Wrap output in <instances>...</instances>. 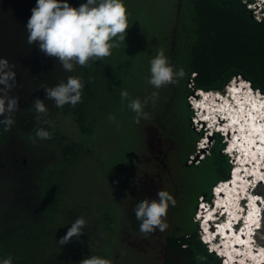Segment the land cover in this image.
Masks as SVG:
<instances>
[{"label": "trees", "instance_id": "16d2710c", "mask_svg": "<svg viewBox=\"0 0 264 264\" xmlns=\"http://www.w3.org/2000/svg\"><path fill=\"white\" fill-rule=\"evenodd\" d=\"M61 1L74 8L87 2V0ZM175 1L177 11L173 17L172 36L168 41L174 40L176 47L174 52L169 47L164 51L169 60H173V66L177 70L180 68L184 70V76L175 83L156 89L150 84L138 83L133 79L135 74H130L132 71L135 72L131 66L133 57L128 56L129 50L133 48L130 46L132 38L130 28L134 20L130 25L132 18L130 14L125 42L120 43L119 48L112 49L109 57L92 62L88 67L74 66L73 72L65 71L58 64L54 73L57 71L60 73L54 74L50 82L45 79L42 81L39 78L40 71L32 70L33 88L27 91L29 99L32 100L35 99V93L43 98L46 96V87L55 86L56 84H52L61 80L66 81L68 76L80 77L85 86L80 103L75 107L65 105L59 111H47L39 124L34 108L17 112L8 131L0 124V146L10 143L12 137L17 135L19 139L29 143L30 150L39 148L47 150L50 147L55 150L52 153H56L57 156L56 162H51L50 155L29 173H11L12 175L4 176V180L0 178L1 192L9 189L10 184L7 182L9 178L20 179L21 184L18 185L20 189L37 192L36 206L39 207L37 213H33L31 208L16 205L14 200L10 205L0 207V262L11 256L13 264H73L75 260L79 262L84 259L86 251L89 256L94 255L92 251H88L90 248L88 239L85 240L82 235L74 237L63 246L58 243L67 233L68 225L65 220L79 214L81 208L85 211L73 191L75 183H72V180L78 172L75 168L87 158L92 159L99 151L97 145L93 143L98 140L99 145L102 144L97 136L101 138L102 127L107 129L104 117L112 114L115 101L117 100L119 115L121 111L129 108L126 103L131 101L134 94L140 95L138 92L141 91L138 89L140 86L149 89V93L140 95L143 97L142 101L145 100V96L150 97L154 91L159 93L154 102L148 100L144 112L148 110L147 107L157 108L161 101L163 104L166 91L175 95L176 117L173 121L177 122L183 151L178 164L180 170L194 168L196 173L190 178L193 182L187 191L188 199L184 201L186 207L178 213L183 215L182 229L167 237L169 256L166 257L164 264H179L173 260L172 255L180 256L187 264H222L220 258L210 253L202 243L199 226L193 218L199 197L211 200L212 187L218 181L230 178L231 164L228 156L222 151L224 145L219 135L214 138L209 155L197 164H187L190 156L196 152V142L201 137V134L192 127L193 111L188 97L194 89H224L226 84L237 76L247 79L264 93V18L256 19L245 0ZM36 3L37 0H0V48L4 46L8 50L6 55H0V59H9L7 60L9 64L16 61L12 60L11 54H14L18 61L22 60V56L31 59L33 54L44 55L38 44L27 43L26 25ZM129 7L128 4V13ZM8 55L9 57H6ZM46 67L47 65L40 70L46 71ZM122 90L129 93L128 99L123 102L120 95ZM164 102L166 104V101ZM127 112L125 110V113ZM59 116H68L71 119L81 140H73L67 134L57 119ZM43 120L50 123L45 124ZM37 127L49 131L52 138L47 140L36 138L34 129ZM118 152L120 151L117 150V155H123V152ZM132 156L130 159L126 155L123 159L130 162L129 165H134L136 158ZM104 159H110L109 151ZM17 162L23 166L30 162V158L17 157ZM104 165L103 162H99L101 169ZM9 169L14 170V165ZM32 174H37V177L29 176ZM77 206H81L79 211L76 210ZM113 209L116 219L110 217L112 212L110 209L99 212L104 227L110 231L120 225L119 208L115 206ZM135 221L137 220L132 221L131 227L136 229ZM90 222L86 221L87 224ZM103 252L102 258L113 260L111 254ZM118 257L120 254L117 252Z\"/></svg>", "mask_w": 264, "mask_h": 264}, {"label": "clouds", "instance_id": "9594fccd", "mask_svg": "<svg viewBox=\"0 0 264 264\" xmlns=\"http://www.w3.org/2000/svg\"><path fill=\"white\" fill-rule=\"evenodd\" d=\"M245 1L256 19L264 18V0ZM31 11L26 25L27 43L38 44L43 54L55 58L67 72H73L74 66L88 67L92 62L109 57L112 49L125 42L129 29V13L123 0H87L78 8L61 0H37ZM183 76V68L177 70L164 50L158 49L150 60L147 83L160 89ZM84 86L80 77L68 76L66 81L46 87L45 98L54 102L56 108L75 107L82 100ZM15 87L16 73L7 60L0 59V124L4 125L5 131L10 130L13 114L19 111L20 97L10 94ZM120 95L122 102L129 97L126 90ZM158 95L154 91L143 103L139 98L129 102L128 107L135 113V123H140L141 118H149L144 106L149 99L154 102ZM188 102L193 111L192 127L201 134L196 156L202 155L200 158L204 159L209 155L214 138L219 135L224 145L222 151L231 164L230 178L220 180L212 187V199L201 197L198 202L193 219L199 226L200 239L222 264H264V130L260 125L264 93L247 79L237 76L224 89H194ZM32 107L39 124L48 111L45 101L37 98ZM234 108L237 111L244 109L240 111L242 122ZM108 119L115 122L113 115ZM43 123L50 122L43 120ZM34 132L40 140L52 138V134L42 127H37ZM236 170L238 175H234ZM170 202L175 204L172 196L159 191L157 198L141 200L135 206L134 213L142 234L148 235L157 228L163 231L167 227L163 218L167 216ZM85 224L83 217H77L58 243L63 246L81 236ZM0 264H13V258L8 256ZM80 264L112 262L91 255Z\"/></svg>", "mask_w": 264, "mask_h": 264}, {"label": "rangeland", "instance_id": "374dc122", "mask_svg": "<svg viewBox=\"0 0 264 264\" xmlns=\"http://www.w3.org/2000/svg\"><path fill=\"white\" fill-rule=\"evenodd\" d=\"M123 2H126L124 3L126 8L128 4L130 6L129 14L132 16L130 25L134 20V24L130 28V33H132L130 46L132 45L133 48L129 50L128 56L133 57L131 66L135 72L132 71L130 74H135L133 79L138 83L148 84L150 60L158 49L162 48L165 51L166 47H169L174 52L176 47L174 40L168 41L174 27L173 17L177 11L176 1L123 0ZM3 48L5 47L0 48V55L8 53L7 48L2 50ZM23 52L25 54V50ZM10 57L12 60H16L11 64L8 63L11 70L16 73V87L10 94L20 97L19 111L33 108L32 103L37 98L45 101L48 111L62 109L54 107V102L46 100V96L40 98L35 93V99L32 100L27 94V91L33 88L32 70L40 71L39 78L42 81L45 79L50 82L54 78V74L60 73L58 71L54 73L59 64L58 61L39 53L33 54L31 59L22 56L20 62L14 54H11ZM5 60L9 59L5 58ZM170 62L172 65L174 64L172 59ZM45 65H47L46 71L45 69L41 71L40 68H45ZM55 84L58 83L52 85ZM138 89L143 91H138L141 96L149 93L147 88L143 89L139 86ZM168 92L164 93L163 104L161 101L157 108L147 107L148 110L145 112L148 113L149 118H141L138 124L134 122L135 113L130 108L122 109L123 111L117 115L116 100L112 106L113 109L110 107L112 114H108L115 116V122L110 121L109 116H105L104 124L107 129L102 127L101 138L99 135L97 136L102 144L99 145L98 140L93 143L97 145V151H99L92 156V159L87 158L75 168V171L78 172L72 180V183H75L73 191L85 211L81 206H77L76 210L79 211L81 208V212L65 220L68 225H66L67 231L71 227V222L77 217H83L87 222L91 221L89 224L86 223L82 229V236L85 240L88 239L87 243L90 245L88 251L100 256L103 251V254H111L112 264H164L166 257L169 256L167 237L182 229L184 219L183 215L178 213L186 207L184 201L188 199L187 191L193 182L190 178L196 173L194 168L180 170L178 162L180 154L183 152L182 141L177 129V122L173 121L176 117V106H174L176 98L173 93ZM140 95L134 94L131 98H139L142 101L143 97ZM128 104L126 103V105ZM125 110L128 112L125 113ZM17 112L13 114V118ZM57 119L73 140H81L79 132L68 116H59ZM29 148V143L19 139L17 135L12 137L10 143L0 146V178L2 177V180L5 179L4 176L12 175L11 173L31 172L40 165V162L46 161L50 155H52V163L57 161L56 153H52L55 150L50 147L47 150L44 148L30 150ZM117 150L123 152V155H117ZM108 151L110 152V161L104 159L108 156ZM197 151L196 142V152L190 156L188 165L198 163L196 159L200 155L196 156ZM126 155L130 159L134 155L136 163L129 165L130 162L123 159ZM17 157H21V159L29 157L30 162L22 166V164L16 163ZM99 162L105 164L103 169L100 168ZM11 165H14V170L9 169ZM83 175L85 177H82ZM29 176L36 178L37 174ZM7 182L10 184L9 189L0 191V207L10 205L14 200L16 205L31 208L33 213H37L39 210V207L36 206L37 192L20 189L18 186L21 184L20 179L9 178ZM0 183L2 182L0 181ZM159 191L168 192L175 204L169 203L167 216L163 218L167 227L163 231L157 228L154 232L144 235L140 232V222L135 217V206L141 200L157 198ZM262 193L264 194V188ZM115 206L119 208L120 225L118 227L115 225L113 231H110L104 227L99 212L110 209L113 212L110 213V217L115 218L113 209ZM87 217L91 219H86ZM134 220H137L135 221L136 229L131 227ZM117 252L120 254L118 258ZM84 256L85 258L89 256L87 251ZM172 257L179 264H187L178 255H172ZM73 264H80V261L75 260Z\"/></svg>", "mask_w": 264, "mask_h": 264}, {"label": "bare ground", "instance_id": "6f19581e", "mask_svg": "<svg viewBox=\"0 0 264 264\" xmlns=\"http://www.w3.org/2000/svg\"><path fill=\"white\" fill-rule=\"evenodd\" d=\"M242 110H244V109L240 108V111H242ZM234 111H236V114H237L238 116H240L241 112H240V111H237V108H234ZM244 114L246 115L245 112H244ZM238 118H239V121L242 122L243 117L240 116V117H238ZM245 124H247V123L245 122ZM260 125L263 126L264 123H260ZM251 137H252V136H251ZM238 174H239V172L236 170L235 173H234V175H238ZM204 226H205V227L208 226L207 221L204 222Z\"/></svg>", "mask_w": 264, "mask_h": 264}, {"label": "built area", "instance_id": "2783aa9c", "mask_svg": "<svg viewBox=\"0 0 264 264\" xmlns=\"http://www.w3.org/2000/svg\"><path fill=\"white\" fill-rule=\"evenodd\" d=\"M201 156H202V155H201ZM201 156H199V157L196 159L197 162H199V161L201 160V159H200ZM203 156H204V155H203Z\"/></svg>", "mask_w": 264, "mask_h": 264}]
</instances>
